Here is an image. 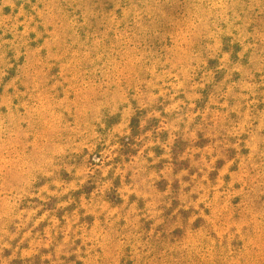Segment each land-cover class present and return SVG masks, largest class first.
<instances>
[{"label": "rangeland", "instance_id": "374dc122", "mask_svg": "<svg viewBox=\"0 0 264 264\" xmlns=\"http://www.w3.org/2000/svg\"><path fill=\"white\" fill-rule=\"evenodd\" d=\"M0 264H264V0H0Z\"/></svg>", "mask_w": 264, "mask_h": 264}]
</instances>
